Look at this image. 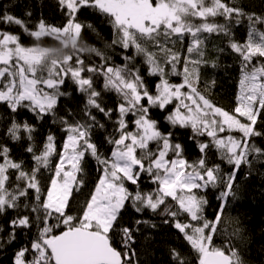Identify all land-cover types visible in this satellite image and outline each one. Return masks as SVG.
Segmentation results:
<instances>
[{
    "label": "snow or ice",
    "instance_id": "1",
    "mask_svg": "<svg viewBox=\"0 0 264 264\" xmlns=\"http://www.w3.org/2000/svg\"><path fill=\"white\" fill-rule=\"evenodd\" d=\"M57 4L67 18L61 26L40 19L29 28L25 20L0 12V25L19 26L37 41L25 46L19 35L0 30V104L20 121L25 111L45 123L51 118L66 133L59 150L51 132L42 148H35L32 124L13 119L7 127L8 139L28 141L24 151L31 154L32 164L14 158L13 149L0 142V218H5L0 252L14 247L12 264H140L137 245L144 229L159 227L143 219L148 212L163 217L162 224L176 229L189 249L191 259L170 248L171 264H250L245 259L250 233L227 212V205L239 198L235 185L241 168L251 174L257 164L264 165V145H257V138H264V12L246 11L239 0ZM87 10L111 26L112 38L105 43L111 51L85 42L86 31L96 32L79 18ZM242 26L246 35L239 40L235 30ZM211 35L224 38L226 48L218 51L234 54L238 64L231 111L217 106L199 87L201 68L209 64L205 45ZM186 37L187 55L182 56L176 45ZM44 38L55 44L42 46ZM116 49L121 50L120 64L112 63ZM84 53L101 63H86ZM218 63L219 58L213 59L211 67ZM96 77L103 78L104 92L117 97L113 107L102 103ZM147 77L158 78L154 87ZM170 77L181 80L171 82ZM68 81L84 98L79 118L71 108L59 114L61 100L71 95ZM98 113L114 128L103 138L111 145L109 155L100 151L103 142L93 139L96 129L106 128ZM180 130H190L188 139L198 149L195 160L186 157V145L177 138ZM210 154L231 171L210 163ZM88 157L100 176L79 215H72L70 201L85 187ZM44 171L50 173L46 187ZM142 175L153 189L141 188ZM216 190L220 203L208 218L209 195ZM129 207L139 216L129 217Z\"/></svg>",
    "mask_w": 264,
    "mask_h": 264
},
{
    "label": "trees",
    "instance_id": "2",
    "mask_svg": "<svg viewBox=\"0 0 264 264\" xmlns=\"http://www.w3.org/2000/svg\"><path fill=\"white\" fill-rule=\"evenodd\" d=\"M238 6L243 7L246 11H254L257 13L264 12V0H239ZM7 11L9 14H13L18 18H21L27 22L29 28L34 27L40 19H44L46 23L61 26L66 23V17L60 10L57 4V0H0V12ZM31 12V16L27 13ZM80 20L85 23H91L96 28V32L86 31L84 33L85 42L92 47H97L105 51H111L105 48V43L110 42L112 38L111 26L104 22V19L91 10L85 11L80 17ZM0 30H9L14 34L21 37V42L25 46H33L37 41L27 36L23 30L16 25H0ZM236 38L243 40L246 35V28L243 26L235 30ZM99 34V35H98ZM42 46H52L55 41L50 38H44L41 42ZM189 43V38H185L183 45L177 44L176 48L181 51L182 56L187 55L186 47ZM206 59L209 60L207 66L201 68V83L199 85L201 91L204 92L217 106L231 111L235 104V96L238 91V64L236 57L229 51L220 53L218 50L221 47L226 48V44L223 37L215 35L208 36L206 40ZM112 63H122V54L120 49H116V52L112 54ZM82 58L86 63L99 65L101 60L91 54L84 53ZM219 58L218 67L212 68L211 61ZM90 75V74H89ZM171 82H180V77H170ZM147 81L150 86L154 87V84L158 82L156 77H147ZM215 81V84H212ZM94 86L97 90L102 91V103L107 107H113L117 102V97L114 93L103 91V78L96 77ZM67 91L71 94L61 100L59 105V114L63 115L69 108L73 109L77 113V117L81 115L80 109L83 108V97L79 92H74L71 82L68 81L65 85ZM207 89V90H205ZM101 119V122L106 124L105 129H96V134L93 139L98 143L103 142L104 136L113 133L114 128L112 121H108L102 114H97ZM162 115V114H161ZM20 118L11 113L7 109L6 105L0 104V142L7 143L13 149L12 155L16 159H22L26 166L31 165V154L24 151L28 141L22 140L20 142H13L5 135L7 127L10 126L11 121ZM132 118L129 117V120ZM23 121H27L35 128V140L32 142L35 148H42L43 142L46 140L47 135L51 132L56 136L57 148L62 145L63 140L66 138V133L61 129L58 123H52V119L48 118L47 123L41 120H37L32 117L31 113L26 111L23 113ZM130 124V128H133ZM182 135H178L180 142L186 145V157L192 161L197 158L198 149L195 147V142L188 139L191 135L190 130H180ZM203 139V138H201ZM257 145H264V138H257ZM111 145L103 142V146L100 151L105 154H110ZM56 162V157H53V165ZM209 162L219 163L222 170L226 173L231 171V168L226 163L219 160L218 155H209ZM98 165L91 157L87 158L85 165V187L80 192L74 193L72 201H70L69 213L72 215H79L80 209L88 197L90 191L94 187L96 181L100 176V172L97 170ZM50 175L49 172L44 171L41 177L44 186H47L46 178ZM141 188L144 191H149L155 187L150 183L149 178L146 176L141 177ZM130 190H134L135 186L128 185ZM236 190L239 193V198L236 200H230L227 205V212L232 216L239 218L247 231L250 233L251 243L248 245V250L245 253V259L250 264H264V165L257 164L256 168L249 174V169L244 166L237 173ZM219 194V190L212 192L209 195L211 206L206 210V216L212 218L217 210V205L220 203L215 197ZM129 217H138L139 214L134 213L131 208L128 209ZM7 217H11L14 213L9 210L6 214ZM3 219L0 218V223H3ZM126 217V221H127ZM143 219H149L159 225L156 229H144V235L140 238L137 250L139 252L140 264H171V257L169 256V249L177 247L180 249L187 258L191 259L188 255L189 249L187 245L182 242L176 229L169 225L162 224L163 217L156 216L146 212L143 215ZM183 219V217H181ZM7 227V224H3ZM140 234H138L139 236ZM116 247H120L119 241H114ZM15 251L14 247L0 252V264H12V257Z\"/></svg>",
    "mask_w": 264,
    "mask_h": 264
},
{
    "label": "rangeland",
    "instance_id": "3",
    "mask_svg": "<svg viewBox=\"0 0 264 264\" xmlns=\"http://www.w3.org/2000/svg\"><path fill=\"white\" fill-rule=\"evenodd\" d=\"M235 135H239L238 133H235Z\"/></svg>",
    "mask_w": 264,
    "mask_h": 264
}]
</instances>
